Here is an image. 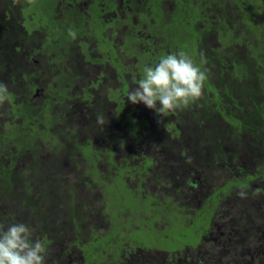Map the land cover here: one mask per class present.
<instances>
[{
	"label": "flooded vegetation",
	"instance_id": "flooded-vegetation-1",
	"mask_svg": "<svg viewBox=\"0 0 264 264\" xmlns=\"http://www.w3.org/2000/svg\"><path fill=\"white\" fill-rule=\"evenodd\" d=\"M247 3H250V0H0V82L7 81L12 86L14 92L10 106L14 104L17 106V112L24 123L32 124L35 121L38 124L36 128L45 124L43 127L48 129V134L45 137L33 136L42 138L41 142L44 143V148L39 150V156L35 163L25 164L23 172L16 171L12 174V180L18 184L17 186H24L27 177L31 188L35 187L36 196L32 191L33 196L28 200L30 207L21 222L15 221L16 218L6 214V210H11L9 203L13 197L10 195L7 200L2 202L0 210L3 215H0V220L4 219L5 228L14 223H27V225H32L34 238L38 233V238L45 245L47 241H60L61 239H58L57 236L62 232L56 229L59 224L53 215V208L58 209L59 206L65 205L63 204L65 191L61 188L64 186L63 179L60 182L59 177L53 178L48 174H45V180H40V178L49 164H64L68 157L62 158L55 156L54 153V156L46 158L43 156L48 151L45 150V143L48 144L47 148H52L54 151L59 141L72 147L73 140L70 139L74 137L86 134H92L95 137L96 128H91L88 125L91 121L96 124V111L101 107H105L108 112L110 128L121 132L120 126H124L128 135L132 136L134 132L128 129L130 125L128 114L133 109L136 110L131 115L134 117V114L137 113L141 123L145 122L150 125L152 121L175 120L180 115L179 112L177 114L168 112L164 115L157 112L148 114L149 112L146 111L148 107L143 103H131L127 99L129 90L135 87L138 80L142 78L145 65H155L161 57L168 54L192 48L195 49V60H198L200 64L199 54L209 49L210 46H207V42L210 41L211 36H214L212 32L217 31L214 29L222 28L221 22L223 20L226 22L229 18L242 20ZM30 6L31 8L27 9ZM69 29L77 33L75 39L68 34ZM218 37L217 39H219ZM190 52L187 54L190 55ZM207 63L200 65L208 67ZM79 86H83L81 95L77 94ZM89 97L93 101L91 105ZM219 101L212 102L211 106H217ZM100 103L103 105L100 106ZM20 104L26 107L30 106L29 109L27 108L30 113L25 108L22 111ZM31 105L34 106V109ZM124 106L130 110L125 111ZM157 106L159 107V102H157ZM8 110H10L9 107ZM11 113H15L13 107ZM27 115L29 118H26ZM123 115H126L128 120H125V124L121 120ZM13 120L15 121V119ZM218 120L223 121L221 118L216 121ZM11 123L14 122L9 124ZM13 125L16 127L19 124L14 123ZM146 126L140 127L137 132H143ZM10 128L13 129L12 126ZM31 128L32 132L36 129L35 126H31ZM154 131L156 132V129ZM171 134L168 133L167 137L170 138ZM28 136H32V133H28ZM145 138L142 136L140 140ZM137 139L138 137L133 136L132 141L128 142L132 143V146H136ZM175 140L170 142L173 146L179 147L183 153V147L179 142V146H177L178 143ZM2 141L3 145L11 141L12 144L8 146L10 148L16 149L17 147L14 144L13 135L8 138L3 137ZM25 141H28V138H25ZM25 141L26 145L23 149L34 146V144L27 145L28 143ZM33 143L35 142L33 141ZM165 143H167L165 140H157L152 145L158 151ZM123 145L124 141L121 140V144L118 146ZM118 146L115 145L112 149L117 151ZM223 146L224 152L228 154V143ZM191 147L193 152L190 154H193L194 147L193 145ZM66 152L61 151V153ZM114 155H116L115 152ZM138 156L140 158H137L136 161L132 160L122 165L123 168H127V165L131 166V162L138 166L141 165L142 172L136 174V168L133 171L131 166L123 179H127V181L129 178L136 181L147 179L150 183L152 181L160 182L159 175L149 174L152 167L157 165V161L151 158L147 152L145 155L143 152H139ZM93 158H96V153L90 160ZM226 158H224L225 161L222 160L221 164L228 161ZM13 159L17 161L15 157ZM139 159L143 161L140 162ZM191 160L196 161L195 157L192 159V156ZM115 161L117 163L116 158ZM231 164L234 162L232 161ZM181 165L185 172V165L183 163ZM41 169H43L42 172ZM117 173L119 174L120 171ZM182 175L185 176V173ZM191 176L193 180L187 184L190 187L198 185L195 174L193 173ZM44 184H46L45 187H43ZM160 186L161 184L155 186L156 191L160 189ZM139 188V191L145 195L144 197L156 196L152 189L144 186ZM180 191V196L188 195L192 201L197 200L196 195H199L198 192L196 194L195 192L189 193V191L186 194L185 189ZM244 201H239L242 203L239 213L246 212L247 207H244ZM215 214L216 212L209 221H206L205 225H199L203 234L199 237L198 242L185 245L181 248L183 250L160 252L147 247H143V249L135 244L134 252L128 247H120L117 243L116 250L106 259L115 260V264H198L197 261L203 262L205 256H215L216 252L213 250L212 254H206V232L208 229H212L213 225L219 229L230 226L227 222L221 225L217 223ZM99 215L104 217L102 213ZM167 215L162 213L160 217H163L165 223L168 222L169 227H172ZM248 215H255L259 220H255L256 218L252 216L251 220L240 224L237 230L238 236L242 235V231L254 233L261 226L262 215L249 212ZM34 219H38V222H33ZM246 224H250V226ZM206 225H208L207 229H205ZM197 233H199L198 230ZM208 234L213 235V232L209 231ZM219 235L221 233H216V237L220 238ZM97 236H101L100 239L105 237ZM217 242L223 247L221 242L218 240ZM73 246L76 247V251L72 249L73 252L69 243L65 245L64 250L61 248L56 251L46 247V264H61L60 262L56 263L54 257L59 260V258L65 257L64 254L68 258V264H75L76 257L73 253L82 251L76 246V243ZM93 249L95 250V247ZM147 249L154 252L151 255L142 253ZM119 250L122 253H117ZM216 250L219 251L220 248L217 247ZM84 251L86 250L84 249ZM48 253L51 254L50 257H48ZM84 255L82 252L83 261L88 258ZM50 258L51 262L48 263ZM97 258L100 261L103 260L96 254Z\"/></svg>",
	"mask_w": 264,
	"mask_h": 264
},
{
	"label": "trees",
	"instance_id": "trees-1",
	"mask_svg": "<svg viewBox=\"0 0 264 264\" xmlns=\"http://www.w3.org/2000/svg\"><path fill=\"white\" fill-rule=\"evenodd\" d=\"M257 13L264 15V0H257V2L251 0L250 3L245 4L244 18L242 20L229 18L228 21L225 22V20H223L221 22L220 25L222 28L214 29L217 31L212 33L216 37L219 36L217 45L209 47L208 50L203 52L204 56L206 55L208 67H203L204 65L201 66L199 61L195 60V49H183L186 53L191 51L190 55L192 56L194 62L199 65L202 70L208 69L209 71L207 73L208 79L204 84V94L201 99L190 104L187 108L177 109L174 111L175 114H177V112L180 113L178 117L175 118L174 116L175 120L164 119L160 121H152L149 125L145 122L141 123L137 113L134 114V117L131 115L136 109H133L132 112L128 114V118L130 120L128 129H131L134 132L132 133L133 136L138 137L137 141H139L142 136L147 138L148 132L151 131L150 129H156V132L154 130L152 131L154 134L153 137H155L158 141L164 140V134L172 133L170 140H165L167 143L164 144L168 150H170L172 144L171 142H173L175 138L176 140H181L191 146L193 145L194 153L191 155L192 159L195 157L196 160L203 159L204 161H208L209 159L214 158L219 163L222 160L225 161L224 158H226L225 155L227 153L224 152L223 145L228 143L229 155L235 157L232 161L234 162L237 158L242 157V152L245 151L246 156H248V159L246 158V163L250 160L251 162L253 161L260 164V166L257 167L258 169H256L257 173L249 175L247 178L236 176L237 178L230 180L224 188L215 191L212 195H209L208 198H205L204 204L200 207V209L193 210V212H197L195 219H193L197 220L196 224L191 222L192 219H190L191 213L188 210L191 209V206H181L180 208H177L180 205L174 197H167L159 194L155 197H144L145 195L139 191V187H145L148 181L138 180V188H129L128 181L123 179V177L126 176V173L131 167L130 165H127V168L124 167L118 169L120 173L116 178H111L112 176H109L108 174L106 176L100 175L101 177L99 180H101V182H99V184L102 188L100 187L98 190L101 192L103 200L104 197H111L112 199L117 198L119 201H123L126 200L128 196H131L135 198V200L132 201L133 203L142 202L147 205L152 204L148 206V211L143 209L139 211H130L127 209L130 213V218L127 215L126 209L123 207L117 206V208L112 211L109 209L111 213L110 220L112 222V225L110 226L111 234L105 236L104 239L101 238V242L104 245L106 242V246L101 245L104 248L109 246L108 242H112L115 247L118 243L120 247H122L121 241L116 238L119 234H121L117 233L119 228L123 229L122 218L123 220H130L132 217L143 222L148 220L153 224V221L160 218L162 213L163 215H167L166 213L169 214L171 212L176 216L175 218H177L179 224L183 223L184 225H187L185 226L186 228H189L188 226H193L200 231V223H206L207 220L209 221L222 202L226 201V198L229 195L225 194V191L229 190L228 192H231L234 188H236L238 193L242 192V189H247L248 191L250 190L249 194L256 196L257 201L262 202L264 205V186L259 187V189L255 191L253 190L252 182L254 179H258V170L261 169L264 171V23L259 25L257 21L255 22L254 17ZM222 36L224 38L227 36V40L223 41L221 39ZM214 96L218 97L220 101L217 106L212 107L211 97ZM20 105L22 111L24 108L26 111L27 108H30L28 105L27 107L23 104ZM102 105L103 103H100V106ZM124 108L125 111L130 110V108H127L126 106H124ZM32 109H34V106H32ZM13 110L17 114L18 110L15 104L13 105ZM146 111L149 112L148 114H151L152 112L156 113L154 109L146 108ZM27 112L30 113V111ZM220 116L223 121H216L217 119H220ZM98 117H102V122L98 121ZM26 118H29V116L27 115ZM108 123V112L105 107H101V109L96 111V124L94 121H91L88 125L91 128H96V136L94 137L92 134L81 135L79 137L73 136L74 138L70 139L73 140L72 148H68L64 142L59 141L58 145L54 149L55 156H61V151L66 152L69 150L72 154L78 152L81 155L83 154V157L86 156L85 158L91 159L94 153H98L95 151V140L97 142L100 141L101 138L100 142L103 143L107 141L104 147L105 152L106 150L108 151L104 153L103 156L106 157L107 155H110L113 159V142L111 138H107V136L104 135V130L114 131V129L110 128ZM26 124H28V122L19 124L16 128H13V138L15 139L14 144L17 145L16 155L22 152L23 147L26 145L24 143L25 138L29 137V131L26 130L25 127ZM44 125H41L40 128H36L32 132V136L38 135L45 137L48 134V129H45L43 127ZM144 125H147L148 127L146 126V128L143 129V132H137V129ZM221 126H223V128H220ZM170 127L173 128L171 129ZM224 129L225 132H223ZM71 136L72 135L70 133V137ZM79 139H81V141H78ZM86 147L89 148L90 152H86L84 150ZM7 148L11 149L10 147ZM0 151H3L1 141ZM69 155L70 154L66 157H69ZM70 160H72L71 156ZM16 163V160L11 159L10 164H3V166L0 167V205L4 200H7L10 195L16 200L23 198V195L26 193L28 194L27 200L33 196L32 188L27 177L25 179L26 184L24 183V186H17L18 184L13 182L12 174L17 171L14 170ZM54 164L55 163L49 165L53 166ZM232 165L240 167V164L237 165L234 162V164H230L228 168L232 169ZM42 170L43 169H41V172ZM98 172L100 174L101 171ZM26 173H29V171H26ZM42 174L43 176L40 180H45L46 173L42 172ZM47 174H50V171L47 172ZM60 176L61 175H53L52 177L54 178ZM262 179H264V176ZM45 186L46 184L43 185V187ZM71 187L74 192L78 191L76 186ZM71 187L68 190H71ZM22 192H24L23 195ZM245 195L247 194H243L239 198V201L242 202V197ZM74 196L75 195L72 197ZM196 197L201 201L202 194H197ZM234 198H236V196ZM253 200L244 201V207H247V212L251 208V211L253 210ZM239 201L235 204L237 211H232L234 216L232 215L233 217L231 221L227 222L230 227L235 229V235L234 237H230L231 239L225 242L222 247L223 249L225 247H234V253L230 251V253L227 252L223 255L221 254V250H216L214 257L222 264H264V242L262 241L259 243L258 239H254L255 237L252 235L254 240L246 246L242 235L238 236L237 234L239 225L248 221L247 216H249L247 212V216L239 213L242 207V203ZM66 203H69V201L65 197L63 204ZM136 204H133L132 207L136 208ZM259 208L264 213V206L259 205ZM73 210H75L77 214L79 213V209L77 207H74ZM10 211L12 212L14 210L11 209ZM253 212V214H256L255 210ZM249 213L251 212L249 211ZM0 215H3L1 210ZM112 216L115 218L113 219ZM146 216L149 218L146 220L143 219ZM255 220L259 219L256 218ZM3 221L4 219H1L0 224L3 225ZM263 223L264 219L262 218L261 225ZM74 225L76 229L81 231V233L85 231L86 223L80 222L78 217L75 218ZM151 228L155 229L153 227ZM256 232L257 231L254 233ZM137 244L141 247H146L148 245L146 242H137ZM242 244H244L245 247H243ZM93 251L95 250L93 249ZM120 252L122 253L121 250L117 253Z\"/></svg>",
	"mask_w": 264,
	"mask_h": 264
},
{
	"label": "rangeland",
	"instance_id": "rangeland-1",
	"mask_svg": "<svg viewBox=\"0 0 264 264\" xmlns=\"http://www.w3.org/2000/svg\"><path fill=\"white\" fill-rule=\"evenodd\" d=\"M254 2H257V0H252ZM251 2V0H250ZM31 6L27 9H30ZM256 16L254 17L255 22L257 21L259 25H262L264 23V15H260L259 13L255 14ZM227 37V36H226ZM224 38L222 36V40L226 41L227 38ZM217 37L211 36L210 41L207 42V46L209 45L210 47L217 45ZM206 46V47H207ZM143 61V59H142ZM11 72V71H10ZM9 72V74H10ZM3 83L7 86L8 89V94L9 97L8 99L0 105V141L1 145L3 146L2 149L3 151H0V167L3 166V164L8 165L10 164V160L13 159L14 157L17 159L16 166L14 167L18 172H23L24 171V166L25 164H33L35 163L36 158L39 156V150L43 149V142H41L43 139L42 138H34L33 136L28 137V141L30 142L27 145H31L34 143V146H29L27 148L22 149V152L16 155V149L11 148L8 149L7 147L12 144L11 141H8L5 145H3V137L8 138L11 135H14V129L10 128L12 126L13 128H16L13 124H23V119L20 118V115L16 113H11L12 112V107L10 106L12 102V93L14 92L12 86L5 82H0ZM77 94L81 95L83 94V86H79V89L77 91ZM212 101H219V98L214 96L211 97ZM94 99V98H93ZM89 103L90 105L93 103L92 98L89 97ZM215 106V105H214ZM7 107V108H6ZM8 107L10 110H8ZM88 107H90L88 105ZM221 118V116H220ZM15 119L14 123L9 124L10 122ZM21 119V120H20ZM122 122L125 124V120H127L126 115H123L122 117ZM128 121V120H127ZM31 126H35V128L38 126L37 122L33 121L32 124H26V130L29 131V133H32V128ZM31 128V129H30ZM121 132H116L115 130L109 131V130H104V135L107 136V138H111L113 142V147L115 145H120L121 140L124 141L123 146H118V150H114L116 155L113 154V159L111 158L110 155H107L104 157V153H106L108 150L105 152V145L106 142H95V151L96 153V158L92 161H89L90 159H87L83 157L84 155L80 153L72 154L66 152V153H60L61 157L64 158L68 154L69 157L66 159L65 163H55L53 166H48L45 168V173L50 171V174L48 175H61L59 178V181L61 182L63 179V187L62 190H64L65 197H67L69 203L59 206L58 209L53 208L54 212L53 215L55 216L59 226L56 228L59 231L62 232V234L58 235L57 238L61 239L60 241L56 240L55 242L52 241H47L46 242V247L47 249H54V250H59L63 248L67 243L70 244V249L75 250L76 247L73 245L76 243V246H78L81 251L85 254L84 256H87V260L83 261V258L81 257L82 252H75L73 253L74 256L76 257V260H74L75 264H115V260H108L106 258L109 257L115 250L116 247L113 245L112 242H108L109 246L108 247H103L105 246L102 242L101 239L97 235H107L111 232L110 226L112 224L109 215H111L110 210H114L117 208V206L123 207L126 209L127 215L130 218V211H139V210H147L148 211V206L152 204H145L142 202L139 203H133L132 201L135 200V198L128 196L126 200L119 201L117 198H107L101 195V192L98 190V188L101 187L99 182H101L100 177L103 175H109L112 176L111 178H116L119 174L118 169L123 168V165L125 162H130V161H136L137 158H140L138 156L139 152L145 153L147 152L148 155H151V158L155 159L157 161V165L153 166L151 171H149V174H156L160 176V182L155 183V181H152V183L149 182V180L145 179L148 181L146 183L145 188L152 189L154 191L153 194H159V195H165L167 197L174 196V198H179L177 199L179 203V207L181 206H191V209L188 210L190 214V219L191 222H194V224L197 223V220L195 219V216L197 215V212H193V210H198L200 207L204 204V199L208 198L209 195H212L215 191L222 189L228 184L230 180H234L235 178L239 177H244L247 178L249 175L256 174L258 169L257 167L260 166L259 163L257 162H251L250 160L246 163V158L248 159V156H246V152H242V157L237 158L234 162L239 165L240 167H235L232 165V169H229L228 166H230L232 160L235 158L232 155L226 154V157L228 158V161L226 163H222V161L219 163L217 162L214 158L209 159L208 161H204L203 159H198L196 161H190L191 155L190 152L193 151V148L191 147L190 144L183 143L181 140H175V142H179L180 145L183 147V153L181 150H179V147H175L171 144L170 150L168 148L165 149V146L162 144V147L156 151V148L154 145L155 142H157V139L153 137V131L154 129H150L151 133L148 132V137L139 140L138 144L135 146H132V143L129 144L128 141H132L133 136L128 135V132L125 130L124 126H120ZM79 134H81L79 132ZM164 140L170 139L167 137V133L164 134ZM179 143L177 146H179ZM158 144V143H157ZM160 145V144H158ZM48 144L45 143V150H48L47 153H45L46 158L54 156V151L52 148H47ZM69 148H72L70 145H68ZM86 152H90L89 148H84ZM181 151V152H180ZM183 154V155H182ZM14 155V156H12ZM70 156L72 157V160H70ZM115 158L117 160V163L115 161ZM125 158V161H124ZM176 159H179L176 160ZM113 160V161H111ZM140 162L143 160L139 159ZM192 162V163H191ZM181 163H184L186 171L183 172V165ZM95 164V165H94ZM229 164V165H228ZM96 168H95V167ZM132 170L135 173L139 174L142 172V167L141 165L138 166L137 164H132ZM58 167V168H57ZM62 170H60V169ZM243 170V171H241ZM98 171H101L100 174ZM258 179H254L253 182V190H258L259 187L264 186V171L261 169L258 170ZM261 171V172H260ZM63 172V173H62ZM182 173H185V176L182 175ZM193 173L195 174L196 177V182L198 185L190 187L187 182H190L192 179ZM101 175V176H100ZM191 176V177H190ZM237 176V177H236ZM110 178V179H111ZM147 178V177H146ZM109 179V178H108ZM127 180V179H126ZM150 184V185H149ZM160 189L156 191V187L160 185ZM60 186V184H57ZM71 186H76L78 189L77 192H74ZM49 187V186H47ZM71 187V190H68ZM128 187H135L138 188V181L128 179ZM155 187V188H154ZM34 188L32 187V191L34 193ZM102 188V187H101ZM186 194L187 191L189 193L197 192L199 194H202V201L200 200H191L188 198V195L182 194L181 196L179 195L181 193L180 190H184ZM229 191V190H228ZM225 191V194L229 195L226 198L225 202H222V204L217 208L216 214H215V219H217V223L220 225L224 222L231 221L232 217L234 214L232 211H237L236 210V202L239 201V198L243 194H247L245 196L248 197H242V200H253V210H249L251 213H254L253 211L255 210L256 213L262 215V218L264 219V213L262 210L259 208V205H263L262 202L257 201V197L254 196L253 194H249L250 190L248 191L247 189H242V192H237L236 188L232 189L231 192ZM74 192V194H73ZM229 193V194H228ZM238 193V194H237ZM75 195L74 197H72ZM34 196L35 193H34ZM187 197L184 199L183 197ZM204 196V197H203ZM236 196V198H234ZM72 197V198H71ZM28 194H24L23 198L20 200L13 199L9 205L10 209H13L15 212H10L6 210V214L11 215L12 217L16 218L15 221H22L24 220L25 212L28 210L30 205L28 204ZM161 199V198H160ZM188 200V201H187ZM109 201V202H108ZM108 202V206H107ZM256 202V203H255ZM133 204H136V208H133ZM11 205L13 206L11 208ZM74 207H77L79 209V213L74 209ZM235 207V209H234ZM6 206L4 207V209ZM110 209V210H109ZM234 209V210H233ZM247 212V208L245 209ZM248 211V212H249ZM246 212H242V214H246ZM75 213V214H73ZM99 213H102L104 217L99 215ZM115 215V214H114ZM233 215V216H232ZM257 218L255 215H249L247 216L248 220H251V217ZM79 219L80 222L86 223L85 231L81 233L80 230L75 228L74 221L75 218ZM113 219L115 218L112 216ZM176 216L173 213H170L167 215V218L170 220L172 227H169V223H165L163 217L157 218L156 220L153 221V224L146 220L149 217L146 216L145 219L146 221L143 222L139 219H134L131 217L129 220H123L122 218V228H119L117 233L119 234L116 238L119 239L122 243V247H128L130 250H134L135 252V244L137 242L144 243L146 242L148 245L146 246L148 249H154L160 252H172L174 250H179L183 248L185 245L189 243H196L199 240V237L203 234V231H199L197 233V229L193 226H188L189 228H186L183 223L179 224V221ZM259 219V218H258ZM38 219H34L33 222H38ZM31 221V220H30ZM111 222V223H110ZM147 222V223H146ZM27 225V223H26ZM200 225H205V222H201ZM247 226H250V224H246ZM143 226H148V227H143ZM28 227H32L31 224L28 225ZM151 227L155 228L152 229ZM208 228V225H206L205 229ZM33 229V228H31ZM160 230V231H159ZM234 228L227 226L224 228L219 229L217 226L213 225L212 229H208L206 232L207 234L209 231L213 232V235H207L206 234V246H205V251L206 254H212L213 250L216 251V248H220L221 254H225L227 252L234 253V247H225L224 249L221 247V245L217 242L225 244V242L229 241L231 238L234 237L235 232ZM187 231V232H186ZM256 233H247L243 232L242 237L245 240L246 246L250 244V242L254 239H258V242L261 243L262 241L264 242V223L258 227L256 230ZM216 233L219 234L221 233L220 238L216 237ZM97 234V235H96ZM111 234V233H110ZM241 235V234H240ZM252 235L255 237L254 239L252 238ZM39 234L37 233L36 239L38 238ZM98 237V238H97ZM63 239V240H62ZM69 239V241H68ZM217 239V240H216ZM248 240V241H247ZM88 243H91L90 245H87ZM254 244V243H253ZM252 244V245H253ZM103 245V246H101ZM219 245V246H218ZM243 247H245L244 244H242ZM95 247V251H93V248ZM143 248V247H141ZM84 249L86 251H84ZM144 249V248H143ZM146 250L143 251L142 253L151 255L154 251L153 250ZM183 250V249H181ZM76 251V250H75ZM73 252V251H72ZM133 252V251H131ZM96 254L99 256L102 261H100L98 258L96 259ZM195 255V254H193ZM264 255V254H263ZM51 254L48 253V257H50ZM64 258H59L56 259L54 257V260L56 263L60 262L61 264H68L67 263V256L64 254ZM202 257V256H201ZM223 257V256H222ZM201 259V258H199ZM206 259V260H205ZM205 259H203V262H198V264H222L219 262L217 259H215L214 256H205ZM119 261V259H117ZM126 261V260H125ZM51 262V258L49 259L48 263ZM129 263V262H127Z\"/></svg>",
	"mask_w": 264,
	"mask_h": 264
},
{
	"label": "clouds",
	"instance_id": "clouds-1",
	"mask_svg": "<svg viewBox=\"0 0 264 264\" xmlns=\"http://www.w3.org/2000/svg\"><path fill=\"white\" fill-rule=\"evenodd\" d=\"M68 34L73 39L77 36L71 29ZM206 62L201 53L200 64ZM208 71L202 70L183 50L168 54L155 65L144 66L142 78L129 90L127 99L163 115L187 108L203 96ZM7 99V86L0 83V105ZM98 121L102 122V117ZM0 264H46V245L34 238V230L25 223L10 224L7 228L0 224Z\"/></svg>",
	"mask_w": 264,
	"mask_h": 264
}]
</instances>
